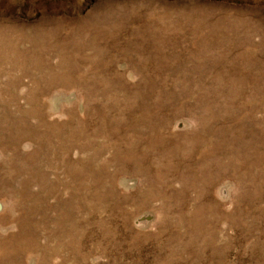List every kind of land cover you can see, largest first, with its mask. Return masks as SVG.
<instances>
[{
	"label": "rangeland",
	"instance_id": "1",
	"mask_svg": "<svg viewBox=\"0 0 264 264\" xmlns=\"http://www.w3.org/2000/svg\"><path fill=\"white\" fill-rule=\"evenodd\" d=\"M0 264H264V0H0Z\"/></svg>",
	"mask_w": 264,
	"mask_h": 264
}]
</instances>
